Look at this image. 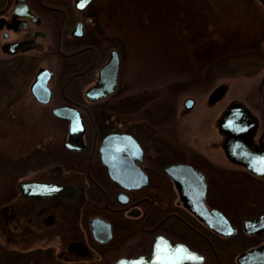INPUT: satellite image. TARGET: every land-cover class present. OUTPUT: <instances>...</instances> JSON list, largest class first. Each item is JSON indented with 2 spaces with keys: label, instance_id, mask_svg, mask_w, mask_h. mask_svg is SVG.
Here are the masks:
<instances>
[{
  "label": "flooded vegetation",
  "instance_id": "flooded-vegetation-1",
  "mask_svg": "<svg viewBox=\"0 0 264 264\" xmlns=\"http://www.w3.org/2000/svg\"><path fill=\"white\" fill-rule=\"evenodd\" d=\"M254 1L264 7V0ZM109 3L110 0H91L80 6L78 0H0V56L10 64L21 62L30 67L24 76L25 92L33 104L51 111L65 130L63 142L50 149L54 152L53 166L47 168L45 177L30 180L59 184L63 191L51 196L20 194L0 207L2 256H6L7 264L24 255L22 264H31L32 254L37 252L40 256L45 252L48 261L44 264H117L121 259L150 257L155 245L165 247L169 242L172 246L183 244L203 256L202 261L184 264H238L239 253L230 261L236 251L233 242L239 235L260 239L244 252L264 244V232L245 233L246 218L239 222L232 216L236 218L237 209L245 211L247 206L230 196L228 200L223 198L228 188L224 185L223 135L219 130L220 149L215 147L217 142L206 147L197 133L199 139L193 147L185 139L177 151H160L159 137L153 130L146 139L142 137L140 117L123 116V110L93 116L96 108H115V103H120L123 109L126 102L123 95L113 100L124 85L126 42L121 35H115L114 31L120 33V29L116 30L107 18ZM4 45L9 46L8 50H3ZM112 51L119 58L116 89L104 99L90 100L87 92L100 82L101 70ZM40 69L50 73L48 102L37 99L30 89ZM252 87L257 88L261 105H244L257 118L253 142L254 147H259L264 146V74ZM219 102L207 100L213 107ZM7 105L10 107V100ZM194 105L195 100L185 111L193 110ZM183 106L186 108L184 102ZM58 108L81 113L84 133L80 144L67 145L70 120L56 116L54 110ZM195 125L202 124L195 120ZM111 134L129 135L135 140H125L120 153L108 155L111 162H118L112 163V168L124 180L122 183L112 179L100 151ZM176 164L189 165L198 172L192 181L194 194L197 177L204 176L207 207L222 212L237 227L235 235L215 233L186 206V202L197 203L199 199L197 195L181 196L166 171ZM213 188L217 190L215 196L210 195ZM261 213L264 211L250 218Z\"/></svg>",
  "mask_w": 264,
  "mask_h": 264
},
{
  "label": "rangeland",
  "instance_id": "rangeland-1",
  "mask_svg": "<svg viewBox=\"0 0 264 264\" xmlns=\"http://www.w3.org/2000/svg\"><path fill=\"white\" fill-rule=\"evenodd\" d=\"M108 14L111 24L120 29L115 35L126 42L124 85L113 100L123 95L126 102L123 109L120 103L115 108H96L93 116L123 110V116L140 117L142 137L146 139L153 130L160 151H177L185 139L193 147L199 139L197 133L206 147L217 142L215 147L220 149L222 136L216 126L220 111L234 101L249 108L261 105L257 88L252 87L264 74V7L259 2L110 0ZM29 68L21 62L10 64L0 56V207L20 196L18 183L45 177L54 164L50 149L65 137L54 114L33 104L25 92L24 76ZM222 84L228 86L224 97L215 107L209 106L210 93ZM188 97L194 98L195 105L185 111L183 102ZM222 167L228 188L223 198L230 196L248 208H238L236 218L232 217L241 222L263 212L264 180L231 163L223 152ZM216 193L214 188L210 190L211 196ZM259 241L239 235L230 261ZM3 253L0 250V264H7ZM32 255L31 264L48 261L45 252ZM18 257L10 264H22L25 255Z\"/></svg>",
  "mask_w": 264,
  "mask_h": 264
},
{
  "label": "water",
  "instance_id": "water-1",
  "mask_svg": "<svg viewBox=\"0 0 264 264\" xmlns=\"http://www.w3.org/2000/svg\"><path fill=\"white\" fill-rule=\"evenodd\" d=\"M91 0H78V4L85 5ZM9 46L4 45L3 50H8ZM119 69V58L116 51H112L109 62L104 65L100 74V82L97 86L87 92L90 100L104 99L114 93L117 85V74ZM49 71L40 69L31 85L32 94L42 102H48L50 89L48 88ZM228 86L222 84L215 88L208 97V102L214 103L221 100L226 93ZM194 104L192 98L184 101L186 109H190ZM56 116L70 120L69 139L67 145L76 142L81 143L84 133L82 116L79 111L69 108H58L54 110ZM219 132L223 135V150L226 157L233 163L245 167L251 174L264 178V146L254 147V135L257 126V118L251 113L244 103L240 101L232 102L222 113L216 122ZM135 141L129 135L111 134L107 136L100 148L102 158L109 166V173L112 179L122 183L117 172L113 171L112 163L108 155L118 154L123 149L126 141ZM111 143L113 145H111ZM262 144V143H261ZM111 156V155H109ZM113 158L119 159L117 155ZM120 164V163H119ZM174 179L181 196L197 195V203H187L186 206L192 210L210 229L221 236H232L238 232L229 219L218 210H210L205 203L206 182L204 176L197 177V193L191 191L195 188L196 170L189 165L176 164L166 170ZM20 194L42 196V193L58 195L63 191V187L55 183H43L38 181H23L18 183ZM30 190V191H29ZM47 196V195H45ZM96 219L94 220V222ZM96 228V224H94ZM96 230V229H95ZM243 231L247 234H259L264 232V213L257 217L248 218L243 221ZM203 256L192 251L183 244L171 245L166 242L165 247L154 246V252L150 257H139L133 259H121L117 264H184L187 262L202 261ZM236 261L238 264H264V244L241 252Z\"/></svg>",
  "mask_w": 264,
  "mask_h": 264
},
{
  "label": "snow or ice",
  "instance_id": "snow-or-ice-1",
  "mask_svg": "<svg viewBox=\"0 0 264 264\" xmlns=\"http://www.w3.org/2000/svg\"><path fill=\"white\" fill-rule=\"evenodd\" d=\"M85 2H87V0H85ZM81 6H83V4Z\"/></svg>",
  "mask_w": 264,
  "mask_h": 264
},
{
  "label": "bare ground",
  "instance_id": "bare-ground-1",
  "mask_svg": "<svg viewBox=\"0 0 264 264\" xmlns=\"http://www.w3.org/2000/svg\"><path fill=\"white\" fill-rule=\"evenodd\" d=\"M186 109V108H185Z\"/></svg>",
  "mask_w": 264,
  "mask_h": 264
}]
</instances>
